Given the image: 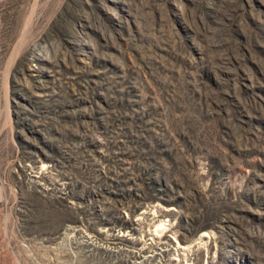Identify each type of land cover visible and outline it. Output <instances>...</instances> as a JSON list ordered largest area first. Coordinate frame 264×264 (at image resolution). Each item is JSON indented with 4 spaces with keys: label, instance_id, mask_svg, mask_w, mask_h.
Here are the masks:
<instances>
[{
    "label": "rangeland",
    "instance_id": "obj_1",
    "mask_svg": "<svg viewBox=\"0 0 264 264\" xmlns=\"http://www.w3.org/2000/svg\"><path fill=\"white\" fill-rule=\"evenodd\" d=\"M0 264H264V0H0Z\"/></svg>",
    "mask_w": 264,
    "mask_h": 264
}]
</instances>
